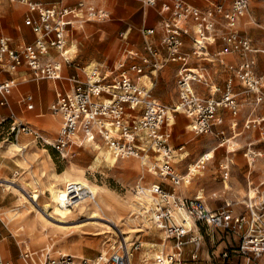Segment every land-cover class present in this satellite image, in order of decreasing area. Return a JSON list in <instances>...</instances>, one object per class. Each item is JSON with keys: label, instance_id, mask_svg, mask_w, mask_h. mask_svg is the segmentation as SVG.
<instances>
[{"label": "built area", "instance_id": "1", "mask_svg": "<svg viewBox=\"0 0 264 264\" xmlns=\"http://www.w3.org/2000/svg\"><path fill=\"white\" fill-rule=\"evenodd\" d=\"M20 1L30 8L25 24L32 28L35 38L30 43L13 47L9 37L0 33V104L8 108H11L9 97L18 80L4 78V74L11 75L26 65L33 79H61L62 62L54 60L50 53L55 48L66 63L74 62L66 55L68 27L75 22L82 26L89 19L101 21L111 17L106 9L87 4L84 0L75 6L63 4V0L47 4L34 0ZM160 1L161 11L168 14L161 21V43L151 41L154 29H144L145 54L141 56V62L122 68L111 80L102 76L99 66L86 73L85 79L70 77L74 82L73 89L57 93V98L50 105L52 113L62 117L59 135L54 140L45 138L29 124L16 122L13 111L10 113L13 119L11 133L16 137L19 133L34 136L52 146L63 159L76 156L78 151L75 147L101 138L116 158H144L143 165L150 171L154 170L168 179L173 186L179 185L183 178L174 165L176 152L184 150V145L175 147L172 143L176 113L187 115L197 134H212L216 124L223 119V109L230 110L235 117L242 103L249 104L252 109L262 105L264 74L256 72L258 61L255 54L264 56V49L255 48L252 38L237 27V20L251 5L250 0H219L206 9L185 0H143L148 6H155ZM188 21L194 24L191 50L185 49L186 41L183 39ZM222 25L225 30L220 32L219 26ZM217 38L224 44L216 53L218 56L234 52L241 56V61L233 68L241 84L240 90L234 89L233 78H229L222 89L214 82L209 68L201 65V59L210 56L208 47ZM137 57V52L130 55V58ZM172 62L180 64L176 72L179 97L174 104L168 105L154 96L155 83L148 87L139 79L146 68L150 73H156ZM131 71L137 74V78L131 76ZM197 85L208 88L210 95H203ZM218 93L221 95L217 96ZM262 122L264 118H249L245 127H255ZM226 141L222 136L219 144ZM245 155L250 164L257 156L264 157V152L249 147ZM151 158L156 161L152 167L147 165V159ZM222 170L223 177L228 179L230 165L223 164ZM65 190V203L72 207L80 201L95 202L97 198L90 186L74 181L67 182ZM137 190L149 193L153 202L148 211L150 220L163 229L166 238L163 245L167 240L171 242L172 251L165 253L163 247L156 257L158 264H186L199 259L205 245L215 241V228L222 234L238 237V251L245 256L244 264H264V198L258 200L250 194L246 198L248 212L244 213L235 212L231 203L210 209L200 198L184 196L175 187L169 189L161 182L151 183L148 187L138 185ZM140 248L139 241L130 245L121 241L109 255L101 253L88 258L59 252L53 257L47 255L41 264H131L133 253ZM208 254L211 259L215 257L210 251ZM222 254L229 257L227 250ZM21 255L26 264H35L30 251H23ZM0 264H6L1 252Z\"/></svg>", "mask_w": 264, "mask_h": 264}, {"label": "rangeland", "instance_id": "2", "mask_svg": "<svg viewBox=\"0 0 264 264\" xmlns=\"http://www.w3.org/2000/svg\"><path fill=\"white\" fill-rule=\"evenodd\" d=\"M2 1L11 3L6 0ZM41 1L46 4L54 2L53 0ZM85 2L91 5L105 7L111 11V17L101 20L102 22H109L115 14L113 0H103V2L99 4L92 3L90 0H86ZM139 2L142 11H145L143 18L146 20V26L153 24V17L151 14L152 8L145 5L143 0H139ZM253 5L254 3L251 0L249 9L245 12V15L240 18L241 21L238 23V28L245 32V22L251 21L254 26L259 29L258 35L263 37L264 15L262 18L263 21H261L262 23L254 18L253 11L255 8ZM24 8L25 10L17 15L10 14L8 13L9 11H7L6 14L9 20L7 19L8 23L6 24L4 9L0 7V28L6 35L11 36L7 28L10 30L12 26H17L20 23L22 24L21 26L29 28L24 22L27 9L25 5ZM92 20L101 22L95 19ZM92 20H86L83 24L86 25L85 23L87 21ZM80 27L79 23L75 22L73 30L70 31V35L75 34ZM119 36L120 34L117 35V38H119ZM252 38H254L256 42V47L264 48V45H259L257 43L256 37L252 35ZM95 48L96 46H93V49ZM68 51H70V49ZM140 58L141 55L139 53L136 61L141 62ZM53 59L64 64L63 57L60 53L56 54ZM129 61L133 62V60ZM98 64L102 68L101 63L98 62H91L90 65L95 66ZM87 70H90V68ZM130 74L137 78V74L134 72L131 71ZM145 74L150 76L148 68L145 69ZM142 81H145L148 86L151 85L150 78L144 77ZM51 84L54 85V82L51 81ZM152 92L156 97H159L161 101L172 104L176 99L175 76L171 75V73L167 74L160 71L157 75L156 87ZM162 95H165V98H162ZM166 97L168 99H166ZM11 100L13 99L11 98ZM52 102L53 100L50 101V104ZM50 113L52 112L49 109L44 111V115H49L46 122L47 125L48 120L52 117ZM16 115L25 120L17 111ZM2 119L3 117H0V121ZM11 121V119H7L0 124V205H6L11 216L17 217V215L20 214L21 218L28 216V222L31 221L34 223V225H28L22 222L23 225L15 226L18 234H24L21 237L19 236L18 239L23 246V251H35L48 248L51 249L48 255L52 257L53 255H57L59 251L85 257H95L101 253L109 255L114 246L118 247L121 241L124 243L123 237H125L127 233H132L129 245L136 241L141 243V248L133 253L132 259L134 264H157L156 257L160 254L163 247L165 253L172 251L171 242L169 240L163 245L166 239L163 229H159L152 220V223L145 220L144 216L148 215L149 217V213H141V211L145 210V207L138 202L136 194L138 193V185L148 187L151 183L161 182L169 189L175 186L160 174H154L149 171L147 166H141L140 162L142 158L130 157L118 159L117 162L112 165L106 162L102 156L100 157L99 153L101 150L105 152L109 149L102 145H100L99 148H95L94 144L92 146L87 145L83 147L81 152L76 156L63 159L52 146L37 141L34 136L19 133V136L16 137L10 131ZM190 123V119L184 114H179L175 121V126L173 128L174 144L175 146L181 144H185L186 146L184 150H178L176 152L175 161L177 163L174 165L176 171L181 174H187L190 172L189 164L195 165L205 154H210V159L203 163L201 167L195 165L196 169L191 172L189 182L183 183L184 180L181 181L177 189H180L183 195L200 198L213 210L226 205L228 202L238 209L239 206L244 205L245 198L243 196H236L235 193H238V189L236 188L242 187V184L245 183L244 178L249 170L244 155L246 151V146L244 144L245 140H237L234 136L232 140H236V142L241 145L237 146L233 142L232 149H230L228 144L232 141H228L226 146H228L231 152H228L226 146L216 149L215 144H213L210 149L202 152L196 157V154H193L190 146L197 143L202 136L206 135L197 134L194 130L190 129ZM37 124L40 125V122ZM58 127L59 121L57 118L56 126L52 127V129ZM249 130V128L246 129L238 138L248 136L250 133ZM46 134L49 136L50 141L57 136V134ZM212 138L215 143L216 140L220 142V139H218L219 137L213 136ZM229 139L230 138H228V140ZM205 140L208 141V138L206 137ZM186 151H191V156H189L190 152L186 153V157L180 160V153ZM190 157L195 159L189 161L188 159H190ZM227 158L229 162L226 161ZM155 162L154 158L147 159L148 166L152 167ZM160 162L161 161L158 163ZM42 163H44V167H42ZM135 163L138 167L134 168L132 164ZM223 163H225L224 165H227L226 163L230 164L231 176L228 179H225L222 174L223 170L221 164ZM254 164V172H259V169L264 167L262 159ZM142 176H144L143 179H141ZM6 180H9L10 183ZM70 181L93 186L97 192L96 201H80L74 207L71 206L68 209L60 210V205H58L57 202L65 191V184ZM52 184H54L55 188L51 190ZM24 187H26L25 193L30 196L32 201L34 197H38L37 200L39 205L42 206L45 203H49L52 205V209L45 211L41 207V212L38 211L35 206L23 196L21 189ZM227 191H230V193L232 192V196L225 197L224 194ZM214 192L217 194L213 195ZM239 193L245 195V192L242 190L240 191V189ZM96 202H99L102 206H98ZM152 203L153 202H151V205ZM81 204H84L83 207ZM93 210L97 211V216L92 217ZM2 211L3 210H0L1 217L5 215H3ZM4 218L6 219V221H4L5 223L0 220V238L7 236L9 239L11 233L15 234L13 224H16L18 220L13 219V217H7V215H5ZM8 219L12 224H9ZM110 219L118 221L120 226L116 228L112 222L108 221ZM36 228L39 232L35 231ZM119 229L124 232V234H121ZM214 234L218 237L216 243L213 245L214 247L211 245V252L215 251V257L210 259L209 255H207L208 248H205L201 259L197 261H188L186 264L245 263V256L238 251V237L222 234L217 228L214 229ZM214 242L215 241L211 240V244ZM208 244H206V246ZM226 250L229 254L228 258L223 257L222 254Z\"/></svg>", "mask_w": 264, "mask_h": 264}, {"label": "crops", "instance_id": "3", "mask_svg": "<svg viewBox=\"0 0 264 264\" xmlns=\"http://www.w3.org/2000/svg\"><path fill=\"white\" fill-rule=\"evenodd\" d=\"M34 1L43 2L41 0H34ZM79 1H83V0H63L62 3L75 6ZM90 1L95 4H99L103 2V0H90ZM185 1L188 4H193L195 6L206 9L209 8V6L213 5L214 2L219 0H185ZM9 2L11 3L0 0V7L4 9L6 24L8 23L9 20L6 14L7 11H9L8 13L14 15L20 14L25 10L24 8L25 5L27 8L25 12V18L30 13V8H28V6L25 3H22L20 0H14V1L11 0ZM13 2H18V3H13ZM113 2L115 6L114 7L115 14L109 22H102V21L96 22L90 19L92 21H87L85 23L86 25H82V26L80 25L81 27L73 35H70V31L73 30L74 24L73 26L71 25L68 27V31H67L68 44H67L66 55L70 56V58H72L74 62L66 63L63 60L64 64H62L63 68H62L61 79H44V80L33 79L31 77V71L26 65L20 66L18 70L14 71L13 74L11 75L10 74L3 75L4 78H15L16 80H18V83L17 85L14 86L12 94L10 95V97L13 100H11V98L9 97L11 101V108H8L7 106H2L0 104V117H3L1 121L4 122L7 119H11L10 113L11 111H13V113H15L14 119L16 122H23L25 124H29L30 126H33L34 128L38 129L41 133L46 132V133H50L51 135L57 134L58 136L59 135L58 132L62 124L61 115L50 113L52 114V117L50 120H48V125H47L46 122L49 115L47 114L44 115V111L46 109L50 110V106H49L50 101L51 100L54 101L57 98L56 97L57 93L67 92L73 89L74 82L71 79H69L70 77L77 76L79 78L85 79L86 73H89V71L95 66H99L102 72V76L106 80H111L112 77L117 75L122 68H127L133 63H138L139 61L137 62L136 61L137 59L134 58L130 59V55L136 52L138 53V55L140 53L141 56L145 54V50H144L145 41L143 36L144 29H148V28L154 29L155 33L150 36V39L155 44L161 43V38L163 35L161 21L163 18H165L168 15L167 13L161 11V6H162L161 1L158 2L155 6H148L152 8L151 14L153 17L152 20L153 24H150L149 26H146L145 23L146 20L145 18H143L145 11L144 12L142 11L139 0H113ZM252 2L254 3L253 7L255 8V10L253 11L254 14L253 17L259 20L260 23H262L261 21H263L262 18L264 15V0H252ZM102 8L106 9L105 7ZM106 10L109 11L108 9ZM109 12L111 15L112 14L111 11ZM25 18H24V22H25ZM0 21H1V16H0ZM237 21L239 23V21L241 20L238 19ZM238 23H237V27H238ZM21 25H22L21 23L18 24L17 26L14 25L10 28V30L9 28H7V31L11 34V36L6 35V33L0 28V33H3L9 37L10 43L12 44L13 47H16L18 45H23L25 43H30V41H33L35 38V33L33 32L31 27L28 26L29 28H31L29 29ZM193 25L194 24L192 21H188V23L186 24V32L183 34V39L186 41V46H185L186 50H191L193 47V40H192ZM219 29L220 32L225 30L223 25L219 26ZM244 30L245 32L241 30L240 31L243 34L249 36L250 38H252L253 35L254 37H256L257 39L256 41L259 45H264V36L262 37L258 35L259 29H257L251 21L245 22ZM33 33H34V38H33ZM118 34H120L119 38H117ZM252 42H253V46L255 48H258L256 47V42L254 38H252ZM223 45H224L223 41L220 38H217V40L214 43H211L210 46L208 47L210 56L206 59H201V65H205L209 68V70L213 75L214 82L222 89L225 88L229 78H233L234 89L240 90L241 84L239 82V79L236 77V75H234L233 68L237 66V64L241 61V56H239V54L236 52L228 53V55H224V56H218L216 53L223 48ZM93 46H96V48L93 49ZM69 49L70 51H68ZM258 49H264V48H258ZM50 54L51 57L54 58L56 54H59V51L53 48ZM255 56L257 57V61H258L256 72L258 74H264V56L262 54H255ZM129 60H133V62H130ZM91 62L101 63L102 68L100 67L99 64L95 66H91L90 65ZM179 65L180 64L178 62H172L167 64L164 68L159 69L156 73H150V76L146 74L151 79L150 86H148L145 81H142L141 76L139 81L147 85L148 87H152V83H155L154 86L155 88L157 83V75L160 71H163L167 74L171 73V75L175 76V94H176L175 101H176L179 97L178 87H177V76H176V72L178 70ZM88 68H90V70H87ZM51 81L54 82V85L51 84ZM197 89L201 93H203V95L206 96L210 95L209 89L204 86L197 85ZM216 95L220 96L221 93H218ZM161 97L165 98V95H162ZM156 98L159 99V97ZM166 99L168 98L166 97ZM175 101L172 104H174ZM161 102L168 104L164 101ZM16 111L20 113L25 120H23L21 117H18L16 115ZM222 111H223L222 122L220 121L218 124H216V126L214 127L215 129L214 133L200 134L206 136H202V138L197 143H194V145L190 146L193 154L194 155L196 154V157L199 156V154H201L202 152H205L208 149H210L213 144H215L216 149L226 146L228 141L229 142L232 141L230 142V144H228L230 149H232L233 142L237 146H240L241 144L236 142V140L235 141L232 140L233 139L232 137L234 136L236 137L237 140L238 139L240 140L242 139L243 141L245 140L244 144L246 146V151L244 152V155L248 151L249 147H251V149H257L258 151L264 152V122H262L258 126L249 127L250 129L249 135L244 138H238V136H241L246 131V129H248L245 127V123L249 118H257V119L264 118V103L255 109H252V107L249 104L242 103L240 111L238 115L235 117L233 116L232 112L228 109H223ZM179 114H184V113H176L172 130L175 126V121ZM57 118L59 121V127L52 129V127L56 126ZM11 120H12L11 121L12 124L13 119ZM39 122L40 125L37 124ZM46 133H43V135L45 136V138L49 139V136ZM213 136L219 137L218 139H221V137L224 136L227 139V141L224 144H219V142H217L216 140L215 143V141L212 138ZM206 137L208 138V141L205 140ZM55 138H53L52 140H54ZM228 138L230 139L228 140ZM172 143L175 146L173 141V136H172ZM87 145L88 146L94 145L95 148L99 147L98 145H102L104 147L106 146L104 145L103 140L101 138H98L95 142L87 141V143L82 145L81 147H75V150H77L78 153H80L81 149L83 147H86ZM228 146H226L227 150L228 152H231ZM185 147L186 146L184 144V148ZM189 152H190L189 156H191V151H186L180 153L179 158L180 159L184 158L186 153ZM228 158L226 161L229 162L230 158L229 160ZM116 159L118 160V158ZM191 159H195V158L190 157V159L188 160L190 161ZM261 159L264 162V157L257 156L254 159V161H252L249 164V161L246 158V163L249 166V170L247 171L244 178L245 183L242 184V187L236 188L238 189V193H235L236 196H243L245 198L244 199L245 202L244 205L239 206L238 208L239 210L233 206L235 212H244V213L248 212V209L246 207V203H247L246 198L250 196V194L251 195L253 194V196L256 197V199L258 200L264 198V167L263 168L261 167L259 169V172H254L253 169V166L255 165L254 163H256L258 160ZM132 166L134 168L138 167L136 163L132 164ZM42 167H44V163H42ZM143 178L144 176L141 177V179ZM239 189L240 191L241 190L244 191L245 195L243 193H239ZM181 194L183 195V193ZM214 194L216 195L217 193L214 192L213 195ZM224 196L225 197L232 196V192L230 193V191H227L224 194ZM6 207H7L6 205H0V210H3L2 211L3 215L5 214L7 215V217H13V219L18 220L16 224L15 223L13 224L14 229L16 228L15 226L17 225H23L22 222L28 225L29 224L34 225V223H32L31 221L28 222L29 219L28 216H24L23 218L20 217L21 214L17 215V217L11 216V214L8 211V208ZM4 216L1 217L0 215V220L3 222L6 221ZM8 222L9 224H12L9 221V219ZM35 231L39 232L37 228L35 229ZM23 235L24 234H18V232L15 229V234L11 233L9 239L7 236H3L0 238V252L2 259L5 261L6 264H26L25 260L22 258L21 255L23 252V246L18 241L19 236L21 237ZM217 238L218 237H216L215 242L213 244H211V242L210 244L207 243L208 245L207 246L205 245V247L203 248V250L205 248H208L207 255H209L208 254L209 251L211 252V245L213 246L216 243ZM203 250L200 254L201 256L199 259H201L203 256L202 254L204 252ZM211 253L215 254V251H212ZM263 262H264V258H263Z\"/></svg>", "mask_w": 264, "mask_h": 264}, {"label": "bare ground", "instance_id": "4", "mask_svg": "<svg viewBox=\"0 0 264 264\" xmlns=\"http://www.w3.org/2000/svg\"><path fill=\"white\" fill-rule=\"evenodd\" d=\"M142 78H144V77H146V78H149L146 74H144V75H142L141 76ZM189 126H190V129H192V124H189ZM193 130V129H192ZM14 145V144H13ZM98 146H100V145H98ZM97 148H99V147H97ZM108 149V148H107ZM100 153V157L102 156L103 158H104V160L106 161V162H109L110 164H112V165H114L116 162H117V159L114 157V156H112V152L110 151V149L109 150H107V151H100L99 152ZM99 157V156H98ZM97 157V158H98ZM186 157V155L184 156V158ZM96 158V159H97ZM210 159V154H205L200 160H199V162H197L195 165H197V167H201L202 166V164L203 163H205L207 160H209ZM181 160V159H180ZM104 161V162H105ZM144 161H145V159L144 158H142L141 159V162H140V165L141 166H144L143 165V163H144ZM195 165H192V164H189V170H190V172L189 173H187V174H181L180 172H178L179 173V175L181 176V178H183V183H187V182H189V179H190V177H191V172H193V171H195V169H196V166ZM149 169V168H148ZM150 171V170H149ZM152 173H154V174H156V172L153 170V171H151ZM7 182H9V180H6ZM10 183V182H9ZM181 183V182H180ZM78 184V183H77ZM8 185V184H7ZM79 185H86V184H79ZM180 185V184H179ZM86 186H90L91 188H92V190L97 194V192L95 191V189H94V187L93 186H91V185H86ZM178 186V185H177ZM177 186H175V190L177 191V192H180V193H182V191L180 190V189H177ZM20 188V187H19ZM26 187H24L23 189H21V192L23 193V196L33 205V206H35V208L38 210V211H40L41 212V209L43 208L45 211H48V210H50V209H52V205L51 204H49V203H45V204H43L42 206L41 205H39L38 204V197H34V199H33V201H32V199H30V196L29 195H27L26 193H25V189ZM53 188H55L54 187V184H52V186H51V190L53 189ZM65 194H66V190L63 192V194L61 195V197L59 198V200H58V205H60L59 206V208H60V210H64V209H68V208H70L71 206H69L68 204H66L65 203ZM136 197H137V199H138V202L141 204V205H143L144 207H145V210H143V211H141V213H145L146 214V212H148L149 211V209H150V206H151V200H150V195H149V193L148 192H144V193H141L140 191L136 194ZM84 203V202H83ZM96 204H98V206H102V204H100L99 202H96ZM150 204V205H149ZM82 205V204H81ZM84 205V204H83ZM83 205H82V207H83ZM42 207V208H41ZM85 207V206H84ZM93 213V215H92V217H94V216H97V211L96 210H93L92 211ZM144 218H145V220H147V222L149 221V222H151V220H150V216L148 217V215H145L144 216ZM106 220V219H105ZM108 221H110V222H112L113 224H114V226L116 227V228H118L120 225H119V223H118V221H115V220H113V219H110V220H108ZM152 223V222H151ZM134 231V230H133ZM119 232L122 234H124V232H122L120 229H119ZM135 232V231H134ZM119 233V234H120ZM131 235H132V233H127V235H125V237H123V239H124V242L125 241H127V243L129 244V242H130V240H131ZM135 235V234H134ZM45 249H46V251H45ZM30 250V249H29ZM51 251V249H48V248H43V249H41V250H35V251H32V250H30V252H31V258L33 259V261H34V263L35 264H41V263H43L44 261H45V258H46V256L49 254V252ZM60 253H61V251H59ZM62 253H67V252H62ZM105 254V253H104ZM76 255H78V254H76ZM79 256H81V255H79ZM131 264H134L133 263V259H132V262H131ZM158 264V263H157Z\"/></svg>", "mask_w": 264, "mask_h": 264}]
</instances>
